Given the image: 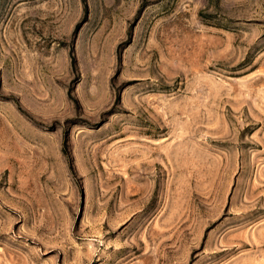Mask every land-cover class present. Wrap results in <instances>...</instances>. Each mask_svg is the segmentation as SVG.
Returning a JSON list of instances; mask_svg holds the SVG:
<instances>
[{
  "label": "rangeland",
  "instance_id": "1",
  "mask_svg": "<svg viewBox=\"0 0 264 264\" xmlns=\"http://www.w3.org/2000/svg\"><path fill=\"white\" fill-rule=\"evenodd\" d=\"M0 264H264V0H0Z\"/></svg>",
  "mask_w": 264,
  "mask_h": 264
}]
</instances>
